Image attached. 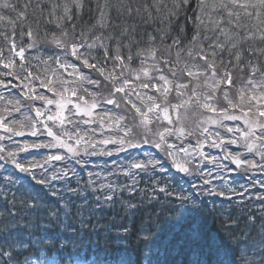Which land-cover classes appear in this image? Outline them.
<instances>
[{
    "label": "snow or ice",
    "instance_id": "6c2138e0",
    "mask_svg": "<svg viewBox=\"0 0 264 264\" xmlns=\"http://www.w3.org/2000/svg\"><path fill=\"white\" fill-rule=\"evenodd\" d=\"M0 89V264H264V0H0Z\"/></svg>",
    "mask_w": 264,
    "mask_h": 264
},
{
    "label": "trees",
    "instance_id": "16d2710c",
    "mask_svg": "<svg viewBox=\"0 0 264 264\" xmlns=\"http://www.w3.org/2000/svg\"><path fill=\"white\" fill-rule=\"evenodd\" d=\"M87 19V17H85ZM79 23V21H78ZM190 28V25H189ZM188 34H191L189 31ZM171 215V214H170ZM207 225L209 227H216L218 224L214 222V215L215 212L214 210H210L207 206L204 207L203 213H202ZM160 223L159 227L164 228L166 227L165 223L163 222ZM156 232L155 230L153 231V235H155ZM138 245V240L135 236L131 237L128 240H115V239H108L107 242L104 240L100 241L99 245V257L101 259H107L112 262V264H116V262L120 259L121 255H127L128 257L131 258V260L136 264H143V260L145 258V253L142 250L143 246Z\"/></svg>",
    "mask_w": 264,
    "mask_h": 264
},
{
    "label": "rangeland",
    "instance_id": "374dc122",
    "mask_svg": "<svg viewBox=\"0 0 264 264\" xmlns=\"http://www.w3.org/2000/svg\"><path fill=\"white\" fill-rule=\"evenodd\" d=\"M225 123L231 125L233 122L228 121V122H225ZM220 131L223 134L224 130L223 129H220ZM209 149H211V148H205L204 150H205V152H207V151H209ZM230 150L236 151L237 149L235 148V146H230ZM209 153L212 154V155H217V156L222 155L221 152L218 149H212V151H210ZM222 162L225 163V164H228L229 163L228 161H222ZM72 167H74L76 169V171H77L78 174L81 173V172H83V173H88V172L100 173V167H101V170L104 169V172L107 170V172L105 174H103L102 176L107 175L108 171L110 170L109 165H107V164L104 163L103 166H100L99 163H97V162H95L93 160L88 161L87 165L85 167H83V168H81V166L79 164H76L75 162L70 166V168H72ZM229 167L230 168H234L233 165H230V164H229ZM204 170H205V172L211 170L212 176L210 178L213 179V184L214 185H218L219 184V180H216L215 179V173H216L217 170L214 168V166H212V165H206V167H205ZM231 175L234 177L235 176V173H232ZM108 178H109V180H111V177H108ZM225 178L226 179L229 178L227 174H225ZM256 178L257 179H262L264 177H260L259 174H257V177ZM93 179H96L97 180V177H95V175H94L93 176ZM123 179H124V177L121 175V178H119V180H123ZM112 180H116V179H112ZM98 181H99V183L101 182V180H98ZM125 182L126 181H122V184L125 183ZM241 182L244 183V184H248L249 183L248 180H243ZM222 183L223 182L220 181V185ZM262 191H264V189L250 188V194L253 195V196H255L257 194V192L262 193ZM220 200H221V198H220Z\"/></svg>",
    "mask_w": 264,
    "mask_h": 264
}]
</instances>
